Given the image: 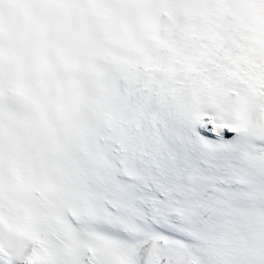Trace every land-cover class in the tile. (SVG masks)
Listing matches in <instances>:
<instances>
[{
  "label": "snow or ice",
  "instance_id": "obj_1",
  "mask_svg": "<svg viewBox=\"0 0 264 264\" xmlns=\"http://www.w3.org/2000/svg\"><path fill=\"white\" fill-rule=\"evenodd\" d=\"M0 264H264V0H0Z\"/></svg>",
  "mask_w": 264,
  "mask_h": 264
}]
</instances>
